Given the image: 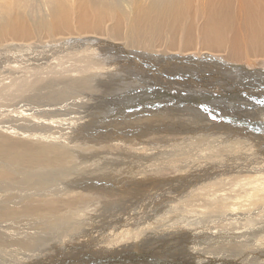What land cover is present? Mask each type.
Returning <instances> with one entry per match:
<instances>
[{"label":"bare ground","instance_id":"1","mask_svg":"<svg viewBox=\"0 0 264 264\" xmlns=\"http://www.w3.org/2000/svg\"><path fill=\"white\" fill-rule=\"evenodd\" d=\"M20 4L17 1L18 8L8 6L0 11L5 16L0 23L4 25L0 29V65L7 60L1 47L14 50L21 42L51 41L53 47L64 51L61 58H76L79 51H72L74 40H78L107 49L111 70L119 73L112 79L89 74L104 67L85 58L83 68L74 67L70 74L47 62L49 74L59 72L62 77L59 81L51 78L45 87L41 82L36 89L21 87L29 76L17 82L1 76L5 89L0 94V264H103V256L98 257L109 248L112 250L103 261L124 264L121 257L130 256L135 264H144L139 256L133 257L138 250H145V245L138 247L141 241L154 244L148 248L152 250L149 258H158L160 264H264V205L252 211L264 204V133H245L231 127L219 130L202 111L195 115L194 109H187V123L179 120L172 125L167 121L171 115L165 111L161 127L187 125L195 135L184 131V143L180 139L164 142L163 146L175 148L162 152L154 147L157 140L153 137L163 115L158 100L175 97L184 77L180 61L154 58L171 52L188 53L195 74L211 81L206 88L193 86L189 100L200 105L222 103L221 112L243 109L246 117L260 120L256 128L264 131V108L251 109L250 101L238 90L214 83L233 80L246 91L254 83L264 87V0H130L121 7L115 0H57L45 4L52 9L50 22L42 14L39 20L30 19L25 10L20 11ZM11 10L9 15L13 16L7 17ZM199 44L201 48H196ZM23 57L31 61L30 55ZM220 60L227 61L231 70L223 71ZM40 70L29 72L36 75ZM158 83L160 89L153 86ZM19 85L16 94L9 93L8 88ZM136 97L143 99L140 107L150 108H141L147 114L144 125L134 124L129 130L140 128L144 132L119 134L116 129H125L100 127L99 121L116 106ZM91 123L97 131L95 138L69 147L63 144L74 132L70 142L81 139L80 132ZM204 133L221 146L220 156L197 176H190L184 172L198 138L208 139ZM136 146L154 148L135 159L127 154ZM232 165L237 167L233 178L230 174L207 176L209 170L219 173ZM172 170L176 171L172 179L120 181L126 172L128 177ZM86 179L90 181L83 187L89 191L73 188ZM208 179L214 181L196 184ZM135 182H139L137 188H133ZM167 182L169 188L160 190L167 193L163 199H154V195L146 201L140 199L142 191ZM131 191L134 194L130 196ZM127 196L129 203L124 199ZM170 204L181 208L176 215ZM120 217L138 226L131 232L139 236L112 235L110 229ZM175 217L194 221L178 227L179 234L169 227L158 229L173 223ZM218 226L222 234H209L208 230ZM98 228L105 230V239L96 234H101ZM79 241L82 246L73 249ZM47 246L52 248L47 250Z\"/></svg>","mask_w":264,"mask_h":264},{"label":"rangeland","instance_id":"2","mask_svg":"<svg viewBox=\"0 0 264 264\" xmlns=\"http://www.w3.org/2000/svg\"><path fill=\"white\" fill-rule=\"evenodd\" d=\"M17 1H21L20 11L25 10L24 13H26L30 19L35 17L36 19L38 18V20H39L40 16L45 15L47 22H50L52 9L46 7L45 4L46 3L54 4V2L57 0H0V11L6 10V8L8 6H10V8H16V7L18 8V6L16 5ZM124 1L126 3L130 2V0H124ZM142 1L146 2V3L154 2V0H142ZM88 2H89V0H88ZM115 2H117L120 7H121V5L126 4V3H123L121 0H115ZM125 6H127V5H125ZM2 7H4V8L2 9ZM12 12H13V10L9 11L7 17H12L13 15H9ZM4 19H5V16L0 14V23ZM3 28H4V25L0 26V29H3ZM0 31L3 32V30H0ZM168 34L170 35V38H172L174 36V32H171ZM26 39H28V38L26 37ZM21 43L22 44L18 45V48L14 49V50H12V48H11V49H5L6 50L5 51L4 50L5 47H1V50L3 51L2 54H4V58L7 60H5L6 66L4 64L0 65V78H1V76H3V77L7 76V79H8L7 81L17 82L20 80V78L25 79L26 77L29 76L28 82L26 84H24L22 86L19 85L18 88L13 87V86L11 87L12 89L8 88L9 93L12 91V95H14V93L16 94L17 89H19L20 86L21 87L26 86V88L36 89L37 86L41 85V82L45 87L46 84L49 81H51L50 80L51 78H57L56 80L59 81L60 77H62V75L59 74V72H53V71L50 72V74H49L47 62H52L53 64H55L57 70L63 72V74L64 73L70 74L69 71L74 67H77L79 70H81L83 68V65L81 64V62L84 61L85 58H87L89 61H93L94 63H100L104 67L101 70H96V71L92 70L89 74H97V75H100L104 78L112 79L113 77L118 76V73H119L118 71H112L111 70L110 61L108 60V56L105 55L106 53H109V52L107 49L103 48L101 45L94 47V46H90V45L85 44L84 41L74 40V42H73L74 43V50L72 51V53L75 54V53H77V51H79L78 56L76 58H72V57L61 58L60 52H64V51H62L60 48L57 49L56 45H54V47H53V44H51V41H49V42L45 41V42H43L44 44L43 43L35 44L32 42L31 43L21 42ZM173 45H174V49H175L176 44L174 43ZM39 47H41V48H39ZM196 48H201V45L200 44L197 45ZM25 49H26V51H25ZM169 50H171V48H169ZM29 55L31 57L30 58L31 61L27 62L26 60L23 59L24 58L23 56L28 57ZM38 55H40V56H38ZM34 57L37 60L32 59ZM154 58L155 59L169 58V59L175 60L176 62L180 61L182 63L181 68L184 69V77L181 78V80L179 81L178 88H176L178 90L177 95L175 97H169L168 99H164L162 101L158 100L159 103L161 104V108L159 111L163 110V115H162L159 123L156 126V131L154 132L153 137H154V139L157 140V144L154 145V147L158 148V150H160L159 152H162L163 150H169V149L173 150L175 148L174 145L163 146L164 142H170V141H175V140L180 139V140H182L181 143H184V136H183L184 131H188V133L192 136L195 135V134L191 133L192 131H191V129L188 128L187 125L183 126L182 128H174L172 126V128H170V129H168V128L163 129L161 127V123L164 121L165 111H168L170 113L171 117H168L167 121L170 122L172 125H174V123L178 122L179 120H184L187 123L189 121V116H188L189 110L194 109L196 111L195 115L199 114V111H202L203 114L206 115L210 121L214 122L217 129H219V130H223V129H226L228 127H231V128L243 131L245 133H251V134L264 133V131L256 128V125L260 122V120L250 119V118L246 117L243 114V109L230 108L227 112H221L220 109L223 108L222 103H215L214 102V103H209V104H205V105H200L193 100H189V96H190L189 90L193 89V86L198 87V88H206L207 85L210 84L211 81L207 76L202 77V76H197L195 74V70H194L195 66L193 65V63L190 62L191 57H190V55H188V53H184L183 55L175 53V52L159 53V54L155 55ZM76 60H78V62H75ZM36 62L38 63L37 67H36ZM220 63L222 64V70L223 71L231 70V66L227 61L220 60ZM33 64H35V66ZM3 65H4V68L6 67L5 69L2 67ZM41 65H42V67H38ZM15 66H17V67H15ZM36 68H40L43 71L40 70L38 73H36V75L31 74L29 72V69H36ZM204 68H206V67L204 66ZM8 70H10L11 72ZM186 71L188 73H192V75L188 76ZM41 72H45L46 74L43 75V74H41ZM246 73L248 74V73H250V71L247 70ZM17 75H18V77H17ZM9 77L10 78L12 77V78L10 79ZM39 77H42L44 79H40ZM32 82L34 85L32 84ZM36 82H38V83H36ZM214 83L216 85L221 86V87H233L234 89L238 90L246 99H248L250 101V105H251L250 108L251 109L264 108V87L263 86H260V85H257L256 83H254L252 88H250L249 91H246V88L242 87L240 84H238L237 82H235L233 80H230L229 83H226V80L224 81V80L220 79L219 81L214 82ZM11 84L14 85L13 83H11ZM99 84L105 85L106 83L99 82ZM35 85H37V86H35ZM109 85H111V84H109ZM156 85H158V86H156ZM153 86L160 89L159 83L154 84ZM4 89H5V86L0 81V94H3L2 92ZM57 89H58V87H56L55 90H57ZM142 95H144V94H142ZM142 104H143V99H141V98L139 99L136 97V100L133 102H130L128 104L119 105L116 107L114 106L115 108L110 113V115L107 116L104 120L99 121L100 127L104 126L105 128H107V127H109V125H112V126L117 125L118 127L125 129V130L116 129L119 134H121V133H131V134L136 133L137 135L141 134L142 132H144L143 129L132 128L129 130V128H130V126H132L134 124H141V126L144 125V122L146 121L147 114L145 111H141L142 110L141 108L142 107L150 108V107L147 105L140 107ZM187 109H189L188 113H187ZM142 114H144V115H142ZM197 131L200 134L202 133L200 130H197ZM96 133H97V131L95 129V126L92 125V123H91L82 132H80V136L82 137L81 139H78L74 142H70L71 139L75 138L76 132H74V133L68 135L65 138V140H63V144L66 147H69L75 143L78 144V142L80 140L95 138ZM204 134H206V133H204ZM97 135H99V134H97ZM208 143H211V145ZM154 147L136 146L132 150L128 149V150H131V152H129L127 155L134 157L135 159H138V158L142 157V155L150 152V149L154 148ZM259 147L262 148V144H260ZM206 148H214V149L212 151H210V150L207 151V153H202L203 150ZM145 149H147V150H145ZM154 150H156V149H154ZM220 152H221V146L216 145L213 140L209 139V136H208L207 140L205 138L202 140L198 138L197 147H196L194 156L192 157L190 164L187 165V170L184 173L188 174L190 176H197L204 169L211 166V164L216 159L219 158ZM236 169H237V167H235V165H232L230 168H228V171H226V169L223 171H220L222 173H220V172L216 173L215 171L209 170L207 176H210V179H211V178H214L216 176V174H230L231 177L233 178V175L235 174ZM136 170H138V169H136ZM241 170H243V174H244L245 173L244 169L241 168ZM138 172H139V174L143 173V171H138ZM175 172H176L175 170H172L166 174H160V175L153 174V175H149V176H134L137 174L132 173V175L129 174L128 177L126 176L128 174V172H126L125 173L126 175L124 173H122L125 175L126 178H124L123 180H120V181L121 182L135 181V180L138 181V179H142L144 177H156L159 180H161V179L166 180V179H172V175L175 174ZM156 173H165V171H158ZM236 177H238V176H236ZM86 180H88V181L84 182L83 184H79L82 181H79V183L73 184L72 185L73 188L75 190H82V191L88 190L89 191V189H85L83 187L84 184H86L87 182L90 181V179H86ZM212 181H214V179H212L211 182H209V179H208V180H206V182L201 181L199 183L196 182V184L212 183ZM137 183H139V182H135V185L133 188H137V186H136ZM175 184L179 185L178 182H176ZM175 184L173 185V187L175 186ZM169 186H170V183L167 182L166 184L158 183L157 186L149 187L150 192L149 191H142L141 192L142 195L140 196V199L141 200L143 199V201H146L147 198H152V195H154V199L155 198L157 199L159 196L161 199H163V197L167 196V193L164 191H160V190L167 189V188H169ZM143 188L144 187H142V189ZM152 193H154V194H152ZM133 194H134L133 191H131L129 193L130 196ZM146 195H148V196H146ZM130 196H127L124 198L128 203L130 201ZM262 205H264V204H261V205H258L256 207L252 208V211L260 210ZM169 206L174 208L175 215H176V211L178 209H181V208H178L172 204H170ZM184 207H186V206H183L182 208H184ZM119 220L120 221L116 225V227H112V229H110V231L112 232V235H114L116 233H121V234L122 233H128V234H134V236H139L138 232L137 233L131 232L134 228H138V226H136L134 224L130 225L132 222L131 221H125L124 217H120ZM148 220H146V221H148ZM192 221H194L193 218L175 217V221L173 223H171L170 225H167V224L163 225L162 227H158V229H162L164 227H169V228H171V230L174 233L179 234V232L177 231L178 227L186 225ZM256 221L260 222L261 219H258ZM262 222L264 223V219L262 220ZM113 225H115V224H112V226ZM98 231H101V234L96 233L97 235L100 236L101 240L105 239L106 238L104 236L105 230H101L100 228H98ZM220 231H221V228L219 226L215 229L208 230V232H211L209 234L214 235V236L222 234ZM108 234H109V237L112 238V235L110 234V232ZM150 238H156V237L152 236ZM86 241L90 242L91 239H87ZM143 245H145V247H144L145 250H142V251L138 250L136 252V254H134L133 257L139 256L141 258L140 262H143L144 264H157V263L160 264L158 258L154 257V259H152V260H151V258H149L152 256V254H150L152 250L151 249L148 250V248L150 246H153L154 244H148V242L145 243V241H141V244L138 247L141 248ZM69 246H71V245H69ZM81 246H82V243H81V241H79L78 243H76V245H74L72 247H73V249H76V248H79ZM51 248H52V246H47V250H50ZM104 248L106 249L107 247H104ZM125 248L131 249L130 246H126ZM139 248H137V249H139ZM111 250H112L111 248H109L108 251L105 250L104 252H102L103 254L100 255L101 257L99 256L98 258L101 259L103 256V259H104L106 254L108 252H110ZM127 258L129 260H126ZM103 259H102L101 263H103V264L109 263L108 261H106V259H105V261H103ZM121 259H122L121 263H124V262L126 263L127 261H128L127 264H135L136 263V261H133L132 257H130V256L126 257V259H125V256H122ZM116 260H118V258ZM138 262H137V264H138ZM109 264H119V261H115V262H112ZM227 264H232V263H227Z\"/></svg>","mask_w":264,"mask_h":264}]
</instances>
